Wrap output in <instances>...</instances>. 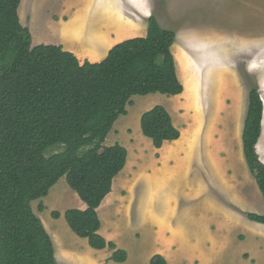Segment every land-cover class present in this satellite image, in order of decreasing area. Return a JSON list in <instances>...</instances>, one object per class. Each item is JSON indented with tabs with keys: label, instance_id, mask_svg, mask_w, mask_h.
<instances>
[{
	"label": "trees",
	"instance_id": "obj_1",
	"mask_svg": "<svg viewBox=\"0 0 264 264\" xmlns=\"http://www.w3.org/2000/svg\"><path fill=\"white\" fill-rule=\"evenodd\" d=\"M21 2L0 0V264H60L33 203L62 178L88 207L65 213L70 229L92 249L112 251L110 261L125 263L127 252L100 234L98 209L125 169L128 150L104 144L133 97L184 93L172 53L176 32L151 16L145 37L117 44L100 63L82 64L61 46H32V34L19 16ZM263 121L264 101L253 88L243 153L264 197V163L257 152ZM141 129L156 149L181 138L163 106L143 114ZM50 149L59 151L48 155ZM45 210L40 204L39 211ZM61 216L52 214L56 220ZM246 217L264 225V215ZM150 264L168 262L155 255Z\"/></svg>",
	"mask_w": 264,
	"mask_h": 264
},
{
	"label": "rangeland",
	"instance_id": "obj_2",
	"mask_svg": "<svg viewBox=\"0 0 264 264\" xmlns=\"http://www.w3.org/2000/svg\"><path fill=\"white\" fill-rule=\"evenodd\" d=\"M97 2L22 0L19 16L22 25L31 28L33 42L42 44L40 40L51 41L60 33L59 27H53L52 32L46 23L64 16L71 7L83 19L85 39L82 41L85 42L88 36L91 46L99 41L96 37H89L91 32L98 33L104 31V27H113L115 18L108 9L112 10L114 5L118 30L111 35L114 39L112 44L146 36L149 16H155L163 28L175 31L176 36L183 39L182 48L187 49L185 55L190 61L188 69L195 76L197 86L194 99L185 95L179 100L159 93L133 97L132 105L127 108L128 114L115 123L104 146L111 147L117 143L129 147L136 145L147 156L145 168L153 170V155L148 151L154 146L142 133L141 118L154 107L163 106L174 118L175 125L184 133L187 131V136L180 143L188 142L196 128L201 131L202 137L207 132L206 138L211 141H206L210 144L207 148L210 154L205 152L206 158H211L222 143V158L231 153L229 160L233 161L239 175L237 184L229 180L221 189L214 184H206L212 193L208 192L207 196L199 199H196L199 190L196 180L201 181L203 176H195L194 169L192 175L188 174V165L184 167V164L172 175L166 172L160 174L165 180L159 196L154 191L156 177L148 172L152 176L149 180L152 193L150 188L147 190L145 179L135 180L133 174L131 179L119 181L118 187L124 194L125 182L137 183L127 205H132L136 213L141 208L146 212V220L131 226V230L138 233L134 253L142 257L145 264L146 258L157 251L159 237L157 231L153 232L151 224L159 218V221H167L172 231L182 232L181 236L176 233L175 237L181 249L174 246L175 251L180 252L179 260L202 256L204 264H264V225L253 224L246 217V213L264 215V197L245 162L242 142L250 91L258 88L264 101V0H105V11ZM142 12L148 14V19L141 15ZM78 26V34L74 37L81 36L83 32L81 25ZM124 33L127 34L124 39L117 37ZM52 149L48 150V155L59 151ZM257 152L264 163V121ZM131 171V168L127 170ZM232 175L233 171H230L229 178ZM232 196L238 197V202L233 201ZM78 200V195L62 178L46 198L33 203L35 213L59 251L63 246L77 245L78 240L86 241L89 247L88 241L79 238L64 217L68 210L78 209ZM40 204L46 207L42 213L39 211ZM226 210L237 214L242 223L229 224L230 216ZM54 212L61 213L62 217L54 219ZM214 222H221V228L218 232L210 229L209 233L208 225L210 227ZM251 240L258 250L257 254L246 252L251 248ZM161 241L165 242V239ZM208 241L219 245L218 250L208 249ZM174 264H177L176 261ZM180 264H201V259L188 258Z\"/></svg>",
	"mask_w": 264,
	"mask_h": 264
},
{
	"label": "crops",
	"instance_id": "obj_3",
	"mask_svg": "<svg viewBox=\"0 0 264 264\" xmlns=\"http://www.w3.org/2000/svg\"><path fill=\"white\" fill-rule=\"evenodd\" d=\"M97 5L101 6L105 11V0H98ZM108 10L112 11V14L114 15L115 18V23L113 24V27L108 26L102 28V30L104 31H99L98 33H93V32L90 33L89 35L90 38L96 37L99 40L96 45H92V46L90 45V43L88 42V36L86 37L87 42L86 40L85 42L82 41V39L83 40L85 39L84 38L85 29L84 27H82L83 19L78 15V13L74 12L73 9H71L70 7L68 8L67 11H65L66 13L64 16L56 18L55 20L49 21L47 23L45 22L47 26L51 28L52 32H53V27H59L60 33L58 34V36L52 37L53 39L51 41L48 39H42L40 40L42 44H37L34 41L32 43V46L33 47L39 45L61 46L65 51L73 53L82 64L85 63L86 61L90 63H100L107 58L110 50L114 46L121 43V42H114V44H112V41H114V39H112L113 37L111 35L117 33L118 30L116 24L115 5L113 6L112 10L111 8H109ZM68 11H69V15H68ZM141 15L144 18L148 19V14L146 12H142ZM150 17L151 16H149V18ZM78 25H81V27L83 28V32L81 36L74 37V35L76 36L78 34L77 31V28L79 27ZM29 30H31V28H29ZM68 33L70 34L67 35ZM71 34H73V36ZM146 34H147V30H146ZM182 40L183 39L177 37L176 43L172 48V51L176 56L177 69H179L178 59L181 57V55L183 58H185L184 60L190 63L189 58H187L185 55L187 49H184V47L182 48ZM178 74H179V70H178ZM185 92L186 89L184 90V93L182 95L175 96V99L181 100ZM206 135H208L207 132L202 137L201 131L198 128H196L194 130V134L190 136L188 142L180 143V141L184 137V132L181 131V138L179 140L173 142H165L161 149H156L155 147L153 149L150 148L151 150L148 152H151L152 153L151 155H153V162H154L153 170L149 168L147 169L145 168L147 156L144 152L139 150L136 145L131 147L124 145L125 148L128 150L127 165L125 169L120 173V175L116 177L113 184V190L107 196L101 207L98 209V213L102 223L100 234L108 241L114 242L118 249L126 251L128 254L127 261L125 263L112 262L109 259L111 258L113 252L110 251L109 249L95 250L92 249L90 246L88 247L86 241L78 240L79 243L77 245H68L66 247L63 246L60 251L57 248V244H56L55 246L56 257L58 262L60 264H143V258L139 257L134 253L133 248L135 245H137L136 243H138V240L135 238V236L138 238L137 236L138 233L135 229H134L135 231L131 230V226L134 227L135 223L140 224L142 223V220L144 219L146 220V212L144 208L143 209L141 208L139 212L136 213V210L132 205H127L128 201L133 197L131 192L134 191L135 187L137 186V183L134 181L133 182L129 181V183L125 182L123 191H125L126 194L120 191L118 187L119 181L125 180L126 178L131 179L132 174L134 176L133 179L135 180L141 178L143 180L145 179L148 186L147 190L149 188L151 190V187H149L150 184L149 180H151L152 178V176L148 175L147 172L149 174H153L156 177L155 187H154L156 196L161 195L160 192L164 184L165 178L163 175L165 174V172L168 175L170 174L172 175L173 173H176L178 171V169L182 166L181 164H184V167H187L188 165V174L190 172L192 175L194 169L195 176H197L198 174L199 175L201 174V177L203 176L201 181L196 180V186H199V190L196 192L197 195L196 199L207 196L208 192L212 193L208 190L210 186L208 185L206 186V184H210V185L214 184L216 188L219 189L225 187L224 183L228 182L229 180L237 184L239 180L237 167L234 165L233 161L229 160L230 159L229 156L231 153L229 152L226 153V155L229 156L228 157L226 156L227 158L224 159L222 158L221 156L222 152H220L221 151L220 147L222 143H220V146L216 150H214L213 154L211 155L212 156L211 158L209 159L206 158L205 152L207 154L208 153L210 154V151L207 150V148L210 147V144H207V142L211 141V140L209 141L206 138ZM199 138H200V146H199ZM226 141L227 140H225L224 142ZM134 143H135V139H134ZM225 151H229V150L225 149ZM180 157H182V159H180ZM201 157H203V159H201ZM129 168L132 169L131 172H127ZM230 171H233V175L231 178H229ZM237 198L238 197L235 198L234 196H232L231 199L233 201L238 202ZM77 204H78L77 208L81 211H85L88 208L87 205L82 200H78ZM228 214L230 216V218H228L227 216L229 220V224L231 223L235 224L236 222L242 223V219L238 217L237 214L233 212L232 213L228 212ZM159 220H160L159 218H155L153 224H151V228L153 229V232L157 231V236L159 237V240L156 244L157 251H155L152 255H150L149 258L147 257L148 259L146 258L145 264L148 263L150 264L151 259L155 255L163 256L168 262V264L171 263L174 264L175 261L177 264H180L182 260L188 258H194V257L200 258L201 264H204V258L202 256H188L182 260L177 259L178 254L180 252L177 253V251H175L174 249V246H177L178 249L181 248L178 242L175 240V237H176V233H178L177 235L181 236L182 232H177L176 230L172 231L167 221H165L164 219L162 221ZM252 223L257 224L254 222ZM220 225L221 222L211 223L210 227L208 225V232L210 233V229L212 232H218V229L221 228ZM162 239H165V242H162L161 241ZM252 242L253 240L249 242L251 248L249 249V251L246 250V252L257 254L258 250H256V247ZM206 244L208 249H211L212 251L216 249L218 250L219 248V245L217 246L216 244H213L211 241H208ZM135 257H138L139 259Z\"/></svg>",
	"mask_w": 264,
	"mask_h": 264
},
{
	"label": "bare ground",
	"instance_id": "obj_4",
	"mask_svg": "<svg viewBox=\"0 0 264 264\" xmlns=\"http://www.w3.org/2000/svg\"><path fill=\"white\" fill-rule=\"evenodd\" d=\"M66 33V32H65ZM70 33H68L67 35H69ZM73 36V34H71ZM70 35V36H71ZM127 34H121L119 37V39H124V37H126ZM75 36V35H74ZM97 42V41H96ZM180 54V53H179ZM181 55V54H180ZM184 56V55H183ZM179 57V56H178ZM185 58L181 57L178 59V66H179V69L180 70V79L183 83V85L185 86V89H186V92L183 96H188L189 98L193 97V99L195 98V96L197 95L196 91V81H195V76L193 77L190 73V70L188 69V61L184 60ZM224 82V81H223ZM223 86V85H222ZM225 86V85H224ZM221 89V88H220ZM224 89V88H223ZM182 96V97H183ZM188 98V99H189ZM190 101V100H189ZM193 102V101H192ZM195 102V100H194ZM191 105V104H189ZM195 106V105H194ZM188 110V109H187ZM192 115V114H191ZM195 117V116H194ZM201 117V116H200ZM191 120V119H190ZM193 120V119H192ZM196 125V124H195ZM193 126V125H192ZM192 128V127H191ZM191 130V129H190ZM186 134V135H185ZM189 135V134H188ZM184 136H187V131L184 133ZM188 138V137H186Z\"/></svg>",
	"mask_w": 264,
	"mask_h": 264
}]
</instances>
